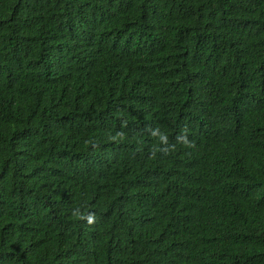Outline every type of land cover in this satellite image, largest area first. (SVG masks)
Returning a JSON list of instances; mask_svg holds the SVG:
<instances>
[{"label":"trees","instance_id":"trees-1","mask_svg":"<svg viewBox=\"0 0 264 264\" xmlns=\"http://www.w3.org/2000/svg\"><path fill=\"white\" fill-rule=\"evenodd\" d=\"M0 264H264V0H0Z\"/></svg>","mask_w":264,"mask_h":264}]
</instances>
